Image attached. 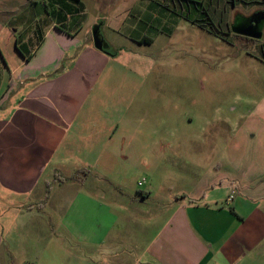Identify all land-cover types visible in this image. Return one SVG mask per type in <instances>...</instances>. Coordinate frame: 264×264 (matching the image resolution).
I'll return each mask as SVG.
<instances>
[{
  "label": "crops",
  "instance_id": "1",
  "mask_svg": "<svg viewBox=\"0 0 264 264\" xmlns=\"http://www.w3.org/2000/svg\"><path fill=\"white\" fill-rule=\"evenodd\" d=\"M58 9L49 0H0V264H264V168L243 169L234 140L228 165L238 174L228 168L227 183L204 178L192 196L170 201L145 244L119 248L127 243L124 205L102 194L132 199V174L154 167L147 154L216 151L221 137L161 133L142 116L140 67L125 62L140 60L135 25L130 44L104 37L121 48L111 55L96 48L83 19ZM9 46L13 68L3 53ZM187 164L202 166L189 157ZM92 177L106 184L102 194L86 189ZM54 185L60 228L45 211Z\"/></svg>",
  "mask_w": 264,
  "mask_h": 264
},
{
  "label": "rangeland",
  "instance_id": "2",
  "mask_svg": "<svg viewBox=\"0 0 264 264\" xmlns=\"http://www.w3.org/2000/svg\"><path fill=\"white\" fill-rule=\"evenodd\" d=\"M82 7L79 19L84 29L101 24L102 36L111 43L130 44L129 31L135 25L132 34L143 40L140 60L125 62L140 67V86H145L148 96L142 116L150 121L154 118L156 130L209 137L219 132L221 137L216 151L157 158L147 154L153 169L140 164V172L129 181L137 201L121 190L112 191L111 197L102 194L106 184L90 178L88 191L124 205L123 224L128 230L122 234L127 243L119 248L130 250V246L145 244L164 223L170 201L192 196L205 185L204 178L214 180L215 176L227 183L222 175L232 170L231 140L245 153L243 169L251 165L264 168V37L246 41L231 29L237 13L264 12V0H79L76 8ZM13 47L3 52L12 68L13 57L18 58ZM187 157L202 166L190 167ZM232 174L238 173L232 170ZM260 181L264 182V176ZM148 189L153 190L151 196L142 199L141 193ZM61 197L56 191L45 209L55 228H60Z\"/></svg>",
  "mask_w": 264,
  "mask_h": 264
},
{
  "label": "water",
  "instance_id": "3",
  "mask_svg": "<svg viewBox=\"0 0 264 264\" xmlns=\"http://www.w3.org/2000/svg\"><path fill=\"white\" fill-rule=\"evenodd\" d=\"M248 20L251 23H248ZM254 22V23H253ZM101 24L94 25L92 29L94 44L96 48L109 52V43L102 36L100 32ZM231 29L234 33L250 36L256 39H261L263 37L264 31V12L258 13V15L245 16L237 13L235 15L234 21L231 25Z\"/></svg>",
  "mask_w": 264,
  "mask_h": 264
},
{
  "label": "trees",
  "instance_id": "4",
  "mask_svg": "<svg viewBox=\"0 0 264 264\" xmlns=\"http://www.w3.org/2000/svg\"><path fill=\"white\" fill-rule=\"evenodd\" d=\"M50 4L52 5H57L58 6V10H54V12L58 13V15H61L62 12L64 13H71L73 18L76 20H79V17L81 15V13H83V7L81 8H76V4L78 3L79 0H49ZM49 6V4H48ZM150 41V40H148ZM120 49L117 50H112L110 47L108 49L109 53L111 55H115L118 51H120ZM75 177V175H74ZM49 190V187H48Z\"/></svg>",
  "mask_w": 264,
  "mask_h": 264
},
{
  "label": "flooded vegetation",
  "instance_id": "5",
  "mask_svg": "<svg viewBox=\"0 0 264 264\" xmlns=\"http://www.w3.org/2000/svg\"><path fill=\"white\" fill-rule=\"evenodd\" d=\"M260 13H262V12H260ZM254 15V14H253ZM255 15H258V13L257 14H255ZM249 16H252V15H249ZM248 16V17H249ZM248 23H251V21L250 20H248ZM254 23V22H253ZM236 34V33H235ZM236 35H239L241 38H244L246 41H254V40H260V39H256V38H253V37H250V36H245V35H240V34H236ZM263 37H264V31H263ZM262 37V38H263ZM261 38V39H262Z\"/></svg>",
  "mask_w": 264,
  "mask_h": 264
},
{
  "label": "built area",
  "instance_id": "6",
  "mask_svg": "<svg viewBox=\"0 0 264 264\" xmlns=\"http://www.w3.org/2000/svg\"><path fill=\"white\" fill-rule=\"evenodd\" d=\"M139 184L141 185V184H142V182H139Z\"/></svg>",
  "mask_w": 264,
  "mask_h": 264
}]
</instances>
